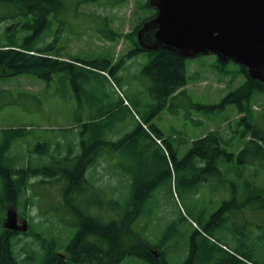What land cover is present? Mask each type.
Here are the masks:
<instances>
[{
  "label": "rangeland",
  "instance_id": "1",
  "mask_svg": "<svg viewBox=\"0 0 264 264\" xmlns=\"http://www.w3.org/2000/svg\"><path fill=\"white\" fill-rule=\"evenodd\" d=\"M60 2L57 12L48 17V27L39 34L35 48L52 47L50 54L63 60L108 64L104 72L93 68L74 70L77 91L68 72L54 74L49 82L31 73L0 79V150L9 144L3 159L0 157V166L28 167L33 171L17 207L6 208L7 203L0 202V229L8 211H14L27 224L25 235H17L12 241L17 260L41 264L46 243L62 254L78 228V218L71 207L86 208L90 215L108 221L113 216L110 213L113 202L120 206L128 202L130 170L138 164L143 178L147 173L155 176L161 170L169 173L152 192L134 227L137 236L154 247V256L160 253L168 264H182L188 256L189 236L194 228L206 227L224 202L234 201L221 219L215 218L216 225H208L212 235L207 234L225 251L238 257L241 264H264V200L249 199L247 194L250 190L264 192V156L254 144L247 145L251 138L249 132L241 136L244 126L237 125L240 115L235 105L211 107L219 105L243 82L235 64L228 62L220 68L214 55L186 59L188 84L177 92L183 91L184 95L168 101L164 108L156 107L155 111L158 101L150 92L151 77L144 71L152 55L142 52L127 57L133 47L124 39L125 34L153 13L144 8L148 1ZM15 12L0 6V16ZM11 23L14 20L0 23V43H7L5 37L14 32V45L20 46L36 30V27H7ZM113 33L118 37L112 36ZM102 114L96 120H103L104 127L110 128L105 132L108 142H117L125 132L129 133L147 119L148 124L162 131L178 165L165 153L164 166H160L150 153L142 150V144L139 145L142 152L134 159L127 154V149L105 146L101 161L91 168V173L96 172L98 176L89 174L93 176L90 183H82L66 203L62 198L66 178L51 181L42 168L51 166L54 171L68 162L57 159L56 155L55 158L44 156L34 151V147L45 142L51 146L50 152L59 145L63 154L69 147L79 154L84 135L82 123ZM247 114L255 131L264 135V94L255 98ZM144 129L148 130V125ZM211 130H220L224 138L221 147L234 156L231 162L223 159L219 165L221 176L203 175L204 179L196 184L191 182L192 170L188 169L186 176L179 172L185 165L181 161L192 141ZM157 144L167 150L162 140ZM245 145L248 158L253 161L251 166L239 162V151ZM150 146L156 147L153 143ZM71 165L67 166L69 171ZM234 187H237L235 198ZM3 194L0 176V196ZM24 206H27L25 210ZM143 241L140 242L142 252L146 254ZM120 264L149 263L131 255Z\"/></svg>",
  "mask_w": 264,
  "mask_h": 264
},
{
  "label": "trees",
  "instance_id": "2",
  "mask_svg": "<svg viewBox=\"0 0 264 264\" xmlns=\"http://www.w3.org/2000/svg\"><path fill=\"white\" fill-rule=\"evenodd\" d=\"M148 1V0H147ZM0 6L8 9L16 10L7 16H0V23L7 20H14L7 27H36L33 34L27 36L20 46L14 45L16 41V33L8 34L7 43H0V79L9 78L13 76H21L25 74H34L37 78H41L46 82L52 80L56 73L68 72L71 75V82L75 91H77L74 70L88 71L91 68L99 69L104 72L108 63H93L86 62L79 59L63 60L53 57L49 51L52 47L46 49L35 48V43L38 40L39 34L48 27V17L55 14L61 6L60 0H0ZM144 8L153 10L150 17L142 20L132 32L125 34L124 39L129 41L133 47L127 54V57L133 56L137 53H150L152 59L144 68L152 80L150 87L151 94L157 99L158 103L154 107L164 108L168 105V101L184 95L180 89L184 88L188 82L186 78L185 60L175 53L158 49L155 51H146L139 48L136 40V30L142 24L155 16V10L145 3ZM23 19L26 21L23 23ZM9 28H7L8 30ZM112 36L118 37L113 33ZM112 39V37H110ZM218 67L222 68L226 63H220L218 59ZM236 73L243 77V82L239 84L234 90L229 92L219 105L211 107H224L225 105H235L237 113L240 115L237 125L244 126L241 136L245 137L248 132L251 134L247 145L254 144L258 151L264 156V135L258 134L255 127L251 124V117L248 115L253 101L259 94H264V83H260L251 79L246 68L235 64ZM91 71V70H90ZM81 73V72H79ZM78 73V74H79ZM122 103V101H121ZM125 106V104H124ZM157 107V108H156ZM200 108H207L199 106ZM151 112V114H153ZM104 116L97 115L88 123H82V133L84 134L81 140L80 153L76 154L74 148L69 147L65 153L59 145L56 149L50 152L51 146L45 142H39L34 151L41 152L44 156H51V158L65 159L68 165H62L51 171L49 168L43 167L42 170L47 171V175L51 181L56 179L66 178V185L62 189V198L67 203L76 194L77 188L81 184L90 183L93 176H98L96 172L91 173V168L101 161V151L105 146L112 148L127 149V154L135 158L142 150H146L161 166L165 163V153L169 155L171 160L176 164L175 152L168 146L166 139H164L162 131L154 125L148 124V120L139 122L134 130L124 135L117 142H108L105 140L106 130L103 120L97 121ZM148 125V130L144 126ZM247 131V132H246ZM162 140L166 145L167 150H163L157 143ZM224 142L223 135L220 130H211L199 139L192 141L191 148L187 151L185 159L181 162L185 163L179 172H183V176L187 174L188 169L192 170L191 178L193 183H198L204 179L203 175L221 176L219 165L223 159L231 162L234 154L227 153L222 147ZM151 143L156 145L151 147ZM143 146L142 150L139 145ZM9 145V144H8ZM8 145L0 150V157L3 159ZM64 151V150H63ZM249 150L245 145L238 154L239 162L245 163L249 166L253 165V161L248 158ZM197 160H199L198 164ZM71 165V171L67 166ZM30 168L16 169L13 167L0 166V176L3 184L4 194L0 196V202L5 201L7 206L17 207L19 199L26 191L29 185ZM95 170V169H93ZM124 172L127 168L123 167ZM140 168L138 164H134L130 170V194L128 202L120 206L113 202L110 207V213L113 215L108 221L100 219L98 216H92L87 212V209H78L71 207V212L78 218V228L72 239L64 248L62 254L55 252L52 244L46 243L44 245V259L41 264H120L126 257L134 255L147 261L149 264H168L162 254L158 253L154 256L153 246L141 240L134 227L138 218L145 211V204L150 198L152 192L157 189L164 178L168 176V171H160L155 176L147 173L145 178L139 174ZM89 174L93 175L89 177ZM237 192V187H234L233 194ZM264 192L255 193L248 191V198L264 200ZM234 200V199H233ZM26 202V201H25ZM234 201L224 202L220 209L213 215V220L203 227L201 230L194 228L189 236L188 256L182 264H241L242 261L228 253L218 243L213 241L212 233L207 230L208 225H216L215 218L222 217L225 211L233 205ZM27 206H24V210ZM196 225V224H195ZM3 226V223H2ZM197 226V225H196ZM27 231V230H26ZM25 231V232H26ZM209 233L210 235H208ZM24 234V232H15L0 229V264H24L25 260H17L14 255L13 239L17 235ZM138 242H136V241ZM143 241L146 254L142 252ZM222 245V244H221ZM147 246V247H146Z\"/></svg>",
  "mask_w": 264,
  "mask_h": 264
},
{
  "label": "water",
  "instance_id": "3",
  "mask_svg": "<svg viewBox=\"0 0 264 264\" xmlns=\"http://www.w3.org/2000/svg\"><path fill=\"white\" fill-rule=\"evenodd\" d=\"M155 16L136 32L140 49H165L184 60L214 55L264 83V0H148ZM4 229L25 232L8 211Z\"/></svg>",
  "mask_w": 264,
  "mask_h": 264
},
{
  "label": "flooded vegetation",
  "instance_id": "4",
  "mask_svg": "<svg viewBox=\"0 0 264 264\" xmlns=\"http://www.w3.org/2000/svg\"><path fill=\"white\" fill-rule=\"evenodd\" d=\"M140 28H141V27H140ZM140 28H139V29H140ZM139 29H138V30H139ZM138 30H136V32H137ZM17 224L21 226V225L25 224V222H23V220H22L21 217L17 216Z\"/></svg>",
  "mask_w": 264,
  "mask_h": 264
}]
</instances>
